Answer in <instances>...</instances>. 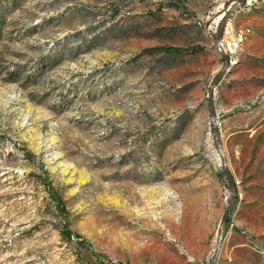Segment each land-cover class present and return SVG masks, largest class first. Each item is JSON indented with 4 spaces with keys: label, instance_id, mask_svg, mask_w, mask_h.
<instances>
[{
    "label": "rangeland",
    "instance_id": "374dc122",
    "mask_svg": "<svg viewBox=\"0 0 264 264\" xmlns=\"http://www.w3.org/2000/svg\"><path fill=\"white\" fill-rule=\"evenodd\" d=\"M212 261L264 264V0H0V264Z\"/></svg>",
    "mask_w": 264,
    "mask_h": 264
},
{
    "label": "water",
    "instance_id": "95a60500",
    "mask_svg": "<svg viewBox=\"0 0 264 264\" xmlns=\"http://www.w3.org/2000/svg\"><path fill=\"white\" fill-rule=\"evenodd\" d=\"M242 1H243V0H238V2H242ZM223 23H224V19L220 22L219 27H218V29H217L215 35H214V40H215V42L217 43V47H220V46H219V44H220V42H219V38H220V35H221V30H222V28H223ZM224 217H225V212H224L223 217H222V219H221V224L223 223ZM221 230H222V228L220 227L219 235H218L219 237H220V234H221ZM211 264H214V261H212Z\"/></svg>",
    "mask_w": 264,
    "mask_h": 264
},
{
    "label": "built area",
    "instance_id": "2783aa9c",
    "mask_svg": "<svg viewBox=\"0 0 264 264\" xmlns=\"http://www.w3.org/2000/svg\"><path fill=\"white\" fill-rule=\"evenodd\" d=\"M241 31L237 30L234 32L230 46L231 48H235L237 46V44L239 43V41L241 40Z\"/></svg>",
    "mask_w": 264,
    "mask_h": 264
},
{
    "label": "trees",
    "instance_id": "16d2710c",
    "mask_svg": "<svg viewBox=\"0 0 264 264\" xmlns=\"http://www.w3.org/2000/svg\"><path fill=\"white\" fill-rule=\"evenodd\" d=\"M68 232H69L68 229H66V236H67V237H68Z\"/></svg>",
    "mask_w": 264,
    "mask_h": 264
}]
</instances>
